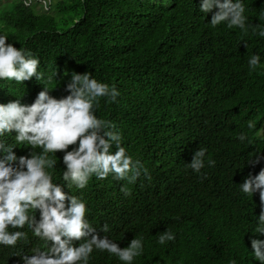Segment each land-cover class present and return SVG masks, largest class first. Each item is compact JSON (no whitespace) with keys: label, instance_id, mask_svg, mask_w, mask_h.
<instances>
[{"label":"trees","instance_id":"16d2710c","mask_svg":"<svg viewBox=\"0 0 264 264\" xmlns=\"http://www.w3.org/2000/svg\"><path fill=\"white\" fill-rule=\"evenodd\" d=\"M244 3L248 24L264 25L259 16L264 0ZM199 4L65 0L54 1L49 12L34 13L16 2L0 17V32L9 37L6 43L31 50L39 58L38 71L53 75L51 85L34 77L24 85L0 81V103L20 98L30 104L43 86L59 99L68 94L65 86L73 72L87 71L119 91L114 103L99 98L95 114L115 125L121 146L141 161L150 179L143 172L131 184L111 175L102 180L93 176L84 189L64 190L86 202V218L98 232L104 224L110 226L100 235L119 247L144 237L143 253L132 264H229L233 259L236 264H259L250 246L251 239H264L253 231L259 193L251 199L238 184L249 174L255 176L252 169L264 167V159L247 162L259 151L264 157V136L259 135L264 38L251 28L247 34L224 24L211 28L208 22L216 9L203 14ZM257 53L260 66L250 71L248 59ZM241 109L249 112L238 114ZM258 111L263 117L250 120ZM240 133L245 141L237 139ZM0 139L12 142L9 136ZM16 147L17 155L27 154L28 146ZM199 147L207 149L206 160L213 159L215 165L205 162L197 175L185 163ZM62 167L58 159L52 170L53 181L60 184L65 183ZM165 229L175 240L160 245L157 239ZM23 230L28 240L18 242L16 249L0 248V264H21V254L43 246L27 226ZM89 264L123 262L94 250Z\"/></svg>","mask_w":264,"mask_h":264},{"label":"clouds","instance_id":"9594fccd","mask_svg":"<svg viewBox=\"0 0 264 264\" xmlns=\"http://www.w3.org/2000/svg\"><path fill=\"white\" fill-rule=\"evenodd\" d=\"M16 2L21 3L11 2V9ZM25 8L32 10V6ZM213 9L216 11L208 19L211 28L224 24L228 29L238 28L241 34H247L251 28L253 34L264 38V25L248 24L244 0H200L199 12L207 14ZM259 16L264 18V10ZM8 39L0 32V81L23 84L34 77L51 85L53 75L38 71L39 58L29 49L6 43ZM199 52L205 56L200 47ZM247 63L250 71L255 70L261 63L260 55L252 54ZM65 91L68 94L58 99L50 95L48 86H43L30 104L21 103L20 98L0 103V138L9 136L12 141L0 139V248L16 249L18 242L27 241L28 232L23 230L27 226L43 246L32 248L30 255L21 254V264H89L94 250L106 251L123 264H132L143 253L144 237L133 238L126 247H119L116 241L100 235L109 232L110 226L104 224L98 232L86 218V202L64 190L84 189L93 176L102 180L111 175L131 184L143 172L150 179L141 161L133 160L121 146L122 137L114 130L115 125L95 114L99 98L114 103L120 93L115 86L98 81L87 71L71 73ZM246 112L249 110L241 109L238 114ZM261 113L259 118L263 117ZM249 119L254 120L252 116ZM260 129L259 135L264 136V119ZM237 139L245 141L246 136L240 133ZM17 144L28 146L26 155H17ZM57 152L62 156L58 157ZM206 152L204 147L197 148L185 168L200 175L205 162L214 166L213 159L206 160ZM58 159L63 165L60 179L64 184L53 181L52 170ZM261 159L264 157L259 151L247 162L254 165ZM252 171L255 176L245 177L238 184L239 191L251 199L259 193L260 212L255 216L253 231L264 236V167L259 172L257 168ZM121 190L128 195L126 188ZM174 240L175 234L165 229L157 243L164 245ZM74 241L79 243L74 245ZM250 246L253 258L264 264V239H251ZM229 264L236 262L233 259Z\"/></svg>","mask_w":264,"mask_h":264},{"label":"rangeland","instance_id":"374dc122","mask_svg":"<svg viewBox=\"0 0 264 264\" xmlns=\"http://www.w3.org/2000/svg\"><path fill=\"white\" fill-rule=\"evenodd\" d=\"M13 1H17V0H5V1H2L0 0V17L5 14L6 12H9L10 9H11V2ZM54 1H65V0H52V3ZM32 10L35 12V13H39V12H43L41 10V8H39L38 5H34L32 6ZM44 13V12H43ZM264 66V64H263ZM262 115L261 111H258L254 116H252V119H256V118H259L260 116Z\"/></svg>","mask_w":264,"mask_h":264},{"label":"built area","instance_id":"2783aa9c","mask_svg":"<svg viewBox=\"0 0 264 264\" xmlns=\"http://www.w3.org/2000/svg\"><path fill=\"white\" fill-rule=\"evenodd\" d=\"M24 7L38 5L43 12H49L52 5V0H20Z\"/></svg>","mask_w":264,"mask_h":264}]
</instances>
